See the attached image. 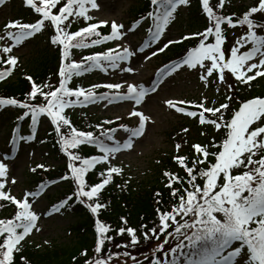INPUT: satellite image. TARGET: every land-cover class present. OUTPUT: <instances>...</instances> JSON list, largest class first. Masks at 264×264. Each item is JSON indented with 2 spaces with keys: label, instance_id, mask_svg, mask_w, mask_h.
<instances>
[{
  "label": "snow or ice",
  "instance_id": "6c2138e0",
  "mask_svg": "<svg viewBox=\"0 0 264 264\" xmlns=\"http://www.w3.org/2000/svg\"><path fill=\"white\" fill-rule=\"evenodd\" d=\"M5 3L6 0H0V5ZM25 4L39 14V18L34 23L9 21L4 26V34L0 35V41H5L4 45H0V64L9 67L0 70V81L9 76L18 63L17 57L11 54L13 48L35 36L48 26L46 22H50L54 28L51 43L58 46L60 56L55 74L58 82L55 85L48 81L37 83L31 76H26L30 88L24 93L23 100L0 97V108L12 106L20 110L9 140L11 152L15 153L21 142L31 143L36 140L38 126L43 122L42 118H46L50 121L61 152L68 160V174L62 176L61 180H71L74 185L72 194L53 205L46 215L59 213L75 199L93 216H97L101 209L107 207L101 202L102 190L114 176L123 174V169L114 161L118 159L119 153L133 147V137L141 136L145 121L149 118L134 107L129 115L139 118L137 127H112L110 125L114 123L113 120H104L94 126L89 125L93 130H80L73 125L66 110L102 101L107 102L105 107L116 101H134V105L139 106L149 92L156 91V87L149 89L142 84L127 81L96 83L84 87L72 86V82L74 78L96 70L107 73L109 69H119L131 73L134 71L131 66L122 65L138 53H144L156 45V49L144 57L146 60L151 59L163 53L170 44L188 39V36H184L181 40H168L159 46L178 9L189 5L190 0H150V10L145 16L133 21L132 27L127 30L132 32L146 18L151 21L147 38L141 46L135 50L124 46L119 51L109 47L82 55L79 60L75 59L73 50L90 49L107 41H119L123 36L121 30L124 25L112 21L110 33L104 35L97 30L98 25L108 23L104 20L87 23L76 31H70L73 23L79 22V18L85 22L93 20L89 9L99 8L96 0H39L38 3L36 0H25ZM200 4L206 14L208 27L203 32L191 34L200 37L195 47L189 48L182 57L158 70L160 82L184 68L202 70L200 80L206 87L217 79L225 83L228 73L237 84H248L256 77L264 78V34H258V30L264 32V23L256 20L257 15L264 16V0H256L242 16L235 19L233 15L214 10L223 9L226 0H219L214 6L210 0H200ZM225 25L229 28L246 26V32L236 38L231 47L230 55L226 54L224 47ZM7 41H11V45ZM120 48V44H117L116 49ZM228 88L233 90L232 84H228ZM216 91L219 92V87ZM38 99L39 102H36ZM225 99L227 102L218 107L206 106L207 97L197 105L203 109L198 117L200 124L210 125L216 130L224 129V137L219 143L213 138L210 144L193 145L197 155L191 161L180 155L173 157L184 170L186 178L182 179L168 171L163 173L167 177L166 187L169 188L172 203L162 208V201L156 200L157 219L153 222L154 226L141 223L137 229L127 226L126 219L121 217L124 226L115 230V236L127 234L129 242L115 244V236L110 234L113 230L96 219L93 254L89 257L86 249L82 251L80 255L84 258L83 264H117L114 257L120 256L130 258L131 264H142L127 250L107 251V245L112 243L115 248L128 249L136 248L142 241L153 240L155 244L144 256L148 264H264V97L243 101L230 119H225L224 113L229 109L233 97L228 95ZM165 103L178 113L197 117L196 111H186L178 106L189 101L167 100ZM205 113L211 114V118H206ZM21 122L28 124V134H22ZM118 128L128 133L123 142L116 138ZM182 131L187 132L188 129ZM87 146L92 147L95 154L83 155V148ZM180 147V144L175 145L177 150ZM11 158L7 153L0 158V200L9 201L16 207L11 219H0V264H17V257L20 262L27 264L23 243L34 229L40 231L37 226L40 216L33 210L28 197H36L40 192H27L23 199H19L5 191L9 174L6 161ZM97 166L103 168L99 173L101 180L89 184L86 176ZM36 167L45 166L40 164ZM11 182L14 184L16 181L13 178ZM39 188L43 190L45 185L41 184ZM155 195L159 197L160 193ZM170 238L175 241L174 245ZM125 264H128L127 260Z\"/></svg>",
  "mask_w": 264,
  "mask_h": 264
},
{
  "label": "rangeland",
  "instance_id": "374dc122",
  "mask_svg": "<svg viewBox=\"0 0 264 264\" xmlns=\"http://www.w3.org/2000/svg\"><path fill=\"white\" fill-rule=\"evenodd\" d=\"M239 1L240 0H234V4L236 5ZM248 1L250 0H245L244 2ZM96 3L99 5V8L89 9V15L93 17L92 21L98 23V21L104 20L108 21L109 24L115 21L118 24L124 25V28L121 30L123 32L122 38L119 41H111L115 50L119 51L124 46H130L131 49L135 50V48L139 46L135 41L147 38V29L151 23L147 18L142 20L132 32L127 31L128 28L132 27L133 21H135L132 9L140 5L139 0H96ZM10 4L9 0H6L5 4L0 5V35L4 34V26L9 21H14V17H16L14 12H9ZM198 17L199 16L195 17L194 15H190L189 5L181 6L176 13L175 19L169 25L159 46H162L163 43H167L168 40H180L184 35L188 37L191 36L197 29L195 25H198ZM45 30L46 28H43L40 32L36 33L35 36L13 48L12 53L17 57L18 61L13 70H24L26 67L29 69L26 65L30 60L37 58L40 53V49L36 50V45L33 44L36 43L37 40L33 39H47ZM192 37L196 38L195 36ZM0 43L4 45L5 41H0ZM7 44L11 45V41H7ZM117 44H120V49H116ZM169 46H171V44ZM156 47V45H153L151 49H146L144 53H138L135 57L131 58L129 62L123 63V67L131 66L134 69L131 74H116L117 69H111L112 77L119 75L114 83H123L127 81L128 83L143 85L144 81L159 69L157 64H159L160 61L158 60L162 54L167 52L166 49L163 53H158L157 56L146 60L144 57L150 55L151 51L155 50ZM32 54L35 56H32ZM75 59L79 60L78 57ZM30 68L34 67L30 66ZM156 68L157 70H155ZM201 71L202 70L184 68L182 71L177 72L175 75L162 82L155 92H149L143 103L139 106H135L134 101H116L112 105L105 107L107 102L102 101L94 105L90 104L85 107H76L74 109L79 110L77 113H72L73 108L67 109L66 113L69 117L72 115H85L92 121L99 120V122H101L107 117H111L110 120L113 121L117 120L116 117H124L127 119V116L133 111L134 107L136 110L142 111L143 114L149 118L145 121L143 133L138 138L133 137V147L130 150L119 153L118 159H116L114 163L123 169V175L127 177L130 184L141 185L143 187L149 186L156 182L152 177L155 176L156 173H152L148 168L162 162L169 154L172 155V142L169 141L171 136L173 138L178 137L181 142L192 140L193 137L195 139L200 137V135L194 132V130H198L197 128L201 125H194L196 117H189L183 112L178 113L175 109L168 108L165 102L167 100H173L174 102L180 100L189 101L190 103H186L187 109L189 111H196L199 117L198 112H202L203 109L198 108L197 105L205 97H207L206 106L208 107L214 106L211 99L216 102L218 101L217 91L212 88L211 85L206 87L204 82L200 80ZM105 75L106 74H102L101 71L96 70L79 77V79L85 81V83L89 85L109 83L112 78H104ZM229 78L234 77L228 73L226 75V82L220 83L218 81L215 86L216 89L217 87H219V89L227 88ZM255 79L258 80V82L260 81L261 86L264 85V78L256 77ZM252 81L248 83L251 84ZM81 109L83 111H80ZM198 117L196 119H199ZM131 118L132 120H127L129 123L128 128L137 127L139 118L132 116ZM42 121L37 132V139L31 143L21 142L15 153L11 152V146L6 143L7 138L11 135L9 134L8 126L5 122H0V158L6 153L10 157H13L6 161L9 165V174L5 183V191L19 199H23L27 192H35L34 188L31 187L29 183L30 177L29 174L26 173L28 169L37 168V165L44 163L49 169L57 168L62 164L61 161L57 160L56 155L50 153L49 147L40 145L39 143L37 144L40 140L38 133H43L45 130L51 128V126H49L50 121H47L46 118H42ZM182 129H188V131L184 132ZM23 130L27 131L24 132ZM22 134H28V128H22ZM127 137L128 133L124 130L116 135V138L121 142L127 139ZM13 178L16 181L14 184L11 182ZM149 180H151V184L148 185L146 182ZM61 187V185H55L52 190H46L41 195L28 197L33 210L40 216V219L37 221V226L40 231L34 229L33 232L26 237V241L24 242L25 245L33 244L31 248L38 250L39 253H48L49 255L55 254L57 257L62 254L60 248L71 250L70 246L76 241V237H72L68 232L75 224V220L78 221L76 216L61 217L60 215H46V213L50 211L47 210L50 200L46 199L45 196L47 194L49 196L53 195L56 190H60ZM32 240L34 243H30ZM59 250L60 252H58ZM107 250L121 252L125 249H118L115 248L114 245L108 244ZM114 259H116L118 264H125V259L122 256L119 258L114 257Z\"/></svg>",
  "mask_w": 264,
  "mask_h": 264
},
{
  "label": "trees",
  "instance_id": "16d2710c",
  "mask_svg": "<svg viewBox=\"0 0 264 264\" xmlns=\"http://www.w3.org/2000/svg\"><path fill=\"white\" fill-rule=\"evenodd\" d=\"M143 7H148L150 5V0H145L143 3L140 4ZM232 5V4H231ZM232 10L236 11H228V13H236L241 14L244 13L243 9L245 8L242 6L241 2H239L238 6L232 5ZM191 10H196L194 7ZM20 12L22 10L20 9ZM27 16L28 12L23 9V16ZM50 41V40H48ZM45 44V47H44ZM47 45V46H46ZM187 46V42H182L180 45L175 46L172 48L167 56L165 57L166 61L170 60L178 54H180L181 50L184 46ZM37 46H42V50L44 53L43 55H40L39 58L43 60H40V63L37 64V68L35 71L32 70V73L29 75L35 80L37 83H41L44 81L50 82L52 78H54V69L57 66V52H53V55L48 53L47 47L49 44L43 43L40 41L37 43ZM31 72V71H30ZM30 88L29 81L23 76L19 75L17 78L13 81H9L6 84H0V96L2 97H12L16 99L23 100L24 99V93L28 91ZM233 92H235V89L231 90L230 95L233 97L231 102H235V104L238 103V100H242V96H238L236 99ZM246 93V94H245ZM241 95H244L243 98L256 95V96H262L264 95V85L259 86L257 88H254L252 90L248 91H240ZM39 102V99L36 101ZM230 102L229 109L224 113L225 118L229 116V110L233 108L232 103ZM219 138V133H215L212 130V128L208 129L207 137L203 138L202 142H206L210 144L213 141V138L216 141V138ZM50 142H53L55 144V140L53 138H47ZM52 140V141H51ZM50 147V144H48ZM53 153L56 152L52 151ZM93 153L92 150H89L88 147L83 148V155H89ZM192 158V157H191ZM193 159V158H192ZM173 166L170 163L169 160H167L166 165H152L151 168H148L151 172H158L153 177V180H156L155 183L151 184V180L146 182V184H151L149 186H145L142 188L140 187H132V188H121L116 187L120 185V182L117 180H113L110 182V185L106 186L102 190L101 195V202L107 205V207L101 209L97 216H93L90 211L83 205L75 201L70 202V206L67 208V211H70L74 216L78 218V221H75V224L71 227V235L72 236H78L79 240L76 242H73V244L70 246L71 250L69 249H60L62 254L61 256H56L55 254L49 255L48 253H39L34 252L32 250H26L23 252L24 257L26 258V261L29 260L28 264H77L81 263L82 259L80 257H77L80 254V251L82 249H86L88 252L89 257H91V253L89 249L92 246V243L95 242V221L96 219L101 220L103 223L107 224L113 232L110 233L115 236V230L121 226H124L123 221H121V217H124L127 221V226H131L134 228H139V225L141 223L148 225L149 227H153V222L156 221V213L155 209L157 207L156 200L160 199L162 203L160 204V207L164 208L167 206H170L172 203V199L169 195V188L166 187L167 183V177L163 176V173L165 171H168L170 173H174ZM238 171V170H237ZM58 171L46 174L47 177L56 176ZM179 176L182 179L186 178L185 172L182 170H179ZM175 174V173H174ZM58 176V175H57ZM59 177H61V173H59ZM158 177V178H157ZM42 176H36L33 175L29 178V181H31L32 184L37 185L38 181ZM53 178V177H52ZM89 181V178H88ZM91 184V182L89 183ZM62 190L59 192H56V195L54 198L60 197V196H68L71 195L73 192V185L70 186L69 184H62ZM179 186V185H177ZM134 189V190H133ZM156 193H160L159 197H156ZM77 233V234H76ZM126 235L124 234L121 238H118L115 236L114 242H124L126 239ZM171 244L174 245L175 241H171ZM166 247H168L166 245ZM60 250L58 252H60ZM64 250V251H63ZM56 252V251H54ZM29 258V259H28ZM72 258H76L74 263L71 261ZM79 258V259H78ZM78 260V261H77ZM17 264H23V262H20L17 257Z\"/></svg>",
  "mask_w": 264,
  "mask_h": 264
}]
</instances>
